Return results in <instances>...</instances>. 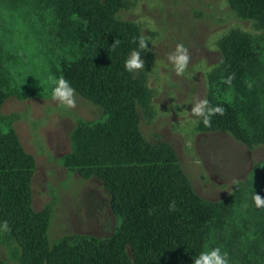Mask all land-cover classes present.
Listing matches in <instances>:
<instances>
[{"label":"rangeland","instance_id":"1","mask_svg":"<svg viewBox=\"0 0 264 264\" xmlns=\"http://www.w3.org/2000/svg\"><path fill=\"white\" fill-rule=\"evenodd\" d=\"M115 19L148 37L144 69L131 72L142 92L135 106L140 133L150 144L173 148L194 192L211 205L210 248L226 251L229 264H264V207L253 201L254 194L264 198L262 24L231 0H120ZM83 28L55 0H0V131L15 133L34 164L32 205L48 224L51 247L74 237L109 239L116 229L103 184L68 165L71 138L102 110L76 93L75 108L60 106L48 82L88 51L77 37ZM229 39H244L250 49L243 84L253 82L252 96L216 87ZM177 43L191 55L183 76L167 61ZM196 97L236 110L234 130L205 127L191 116ZM0 264H22L1 224Z\"/></svg>","mask_w":264,"mask_h":264},{"label":"trees","instance_id":"2","mask_svg":"<svg viewBox=\"0 0 264 264\" xmlns=\"http://www.w3.org/2000/svg\"><path fill=\"white\" fill-rule=\"evenodd\" d=\"M231 1L264 28V0ZM55 2L83 21L77 37L89 48L77 60L62 64L61 75L79 97L102 110L98 120L81 126L71 138L68 165L103 184L116 229L109 239L90 242L74 237L51 247L48 224L32 205L34 164L19 147L16 134L1 131L0 224L8 222L7 232L20 249L22 264H192L213 246L214 217L211 205L182 173L173 148L164 142L150 144L138 129L135 106L142 92L124 65L129 54L139 50L132 39L140 35L116 21L120 0ZM115 40L120 43L113 49ZM225 43L216 87L252 96L243 84V67L250 57L246 41ZM233 73L231 86L222 83ZM2 103L0 93V111ZM224 109V115L211 118L212 124L215 129L234 130L231 123L237 111ZM172 201L174 212L169 211ZM149 209L155 210L153 214Z\"/></svg>","mask_w":264,"mask_h":264},{"label":"clouds","instance_id":"3","mask_svg":"<svg viewBox=\"0 0 264 264\" xmlns=\"http://www.w3.org/2000/svg\"><path fill=\"white\" fill-rule=\"evenodd\" d=\"M139 45V50H133L130 54V57L125 61V70L128 72H134L141 69H144V61L141 59V52L148 51V37L141 34L139 37H133L132 42ZM119 41L115 40L111 46L115 49L119 45ZM191 55L187 47L183 43H177L175 49L167 55V61L173 66L175 75L183 76L188 64L190 62ZM235 79V74H230L222 83L231 86L232 81ZM48 82L54 85L52 88V99L57 102L60 106H63L67 109H73L76 107L75 100V89L70 85L68 80L63 76L56 77L54 75H49ZM247 87L249 90L253 87V82L249 79L247 82ZM225 109L220 106H211L209 101L205 99H200L196 97L191 106L190 115L202 118V123L205 127H211V118L215 115H224ZM6 131V130H5ZM253 201L257 208L264 207V198L259 194L253 195ZM176 202L172 201L169 204V211H176ZM155 210L149 209V215L153 214ZM4 231H10L8 222H3ZM192 264H229V257L226 251L222 252L220 247L206 250L202 252L196 259L192 261Z\"/></svg>","mask_w":264,"mask_h":264}]
</instances>
